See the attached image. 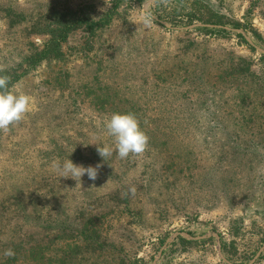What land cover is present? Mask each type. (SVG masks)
I'll return each mask as SVG.
<instances>
[{
	"label": "rangeland",
	"instance_id": "1",
	"mask_svg": "<svg viewBox=\"0 0 264 264\" xmlns=\"http://www.w3.org/2000/svg\"><path fill=\"white\" fill-rule=\"evenodd\" d=\"M244 33L264 49V0H0V75L33 101L0 131V264H264V53ZM114 113L143 155L98 154ZM68 159L98 179L61 177Z\"/></svg>",
	"mask_w": 264,
	"mask_h": 264
},
{
	"label": "clouds",
	"instance_id": "2",
	"mask_svg": "<svg viewBox=\"0 0 264 264\" xmlns=\"http://www.w3.org/2000/svg\"><path fill=\"white\" fill-rule=\"evenodd\" d=\"M4 71L0 68V72ZM11 77L0 75V131H8L11 127L18 125L24 120L26 115L32 110V97L26 94H16L8 90ZM108 136L113 137L115 148L108 145L97 147L98 154L106 161L115 151L120 159L131 156L143 155L149 147V136L141 129L140 121L132 113H114L105 123ZM95 143V142H93ZM91 144V143H90ZM101 165L95 167L74 164L70 159L61 163L56 161L53 168L60 173L63 178H72L76 182H81V178L87 175L91 181L98 179V172ZM136 187L131 186L124 195L136 194ZM4 256L13 257L15 252L6 249Z\"/></svg>",
	"mask_w": 264,
	"mask_h": 264
},
{
	"label": "water",
	"instance_id": "3",
	"mask_svg": "<svg viewBox=\"0 0 264 264\" xmlns=\"http://www.w3.org/2000/svg\"><path fill=\"white\" fill-rule=\"evenodd\" d=\"M145 10L148 11V13L156 20L160 21L161 23L163 24H167L165 21H162L159 17H157L156 15L152 14L151 12H149L148 10V5H145ZM197 26H204V27H212V28H224V29H227V30H234V31H240L242 32L241 30L239 29H233L231 27H228V26H224V25H216V24H206V23H196V24H193L191 26H188V27H181L179 29H191V28H194V27H197ZM244 36L247 38V40L249 41V43L251 45H253L254 47H256L259 51H261L262 53H264V49L260 48L258 45H256L254 43V41L249 37L247 36L245 33H244Z\"/></svg>",
	"mask_w": 264,
	"mask_h": 264
},
{
	"label": "trees",
	"instance_id": "4",
	"mask_svg": "<svg viewBox=\"0 0 264 264\" xmlns=\"http://www.w3.org/2000/svg\"><path fill=\"white\" fill-rule=\"evenodd\" d=\"M239 36H242L241 34H239ZM184 241H189V240H186V239H183Z\"/></svg>",
	"mask_w": 264,
	"mask_h": 264
}]
</instances>
